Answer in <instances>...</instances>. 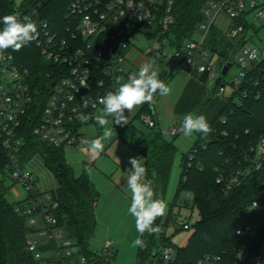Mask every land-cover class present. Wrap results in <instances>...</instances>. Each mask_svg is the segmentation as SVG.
Returning <instances> with one entry per match:
<instances>
[{
  "label": "built area",
  "instance_id": "1",
  "mask_svg": "<svg viewBox=\"0 0 264 264\" xmlns=\"http://www.w3.org/2000/svg\"><path fill=\"white\" fill-rule=\"evenodd\" d=\"M23 1H16L14 15L21 19L30 17L37 23L38 35L30 43L53 66L50 76L54 81L44 108L41 111L35 109L32 74L22 64L19 51L8 49L0 59V141L13 164L11 182L22 187L27 194L14 210L35 230L27 240V248L37 264H112L111 242L103 251L98 250L100 255L92 253L88 256L67 237L58 220L59 204L55 190L48 191L39 186L38 179L29 169L33 160L21 164V150L25 144L24 118L32 113V118L37 121L34 136L53 147H86L88 141L81 130L89 119L82 122L79 117L81 114L94 117L97 110L103 109L99 98L109 91L114 92L118 87L117 81L127 82L130 74L138 73L142 65L137 68L130 64L133 52L143 56L159 75L164 70L169 75L184 73L199 79L215 95L224 97L227 83L222 71L227 65H222L221 57L206 47L207 38L220 17L228 21L223 30L232 40L245 33V27L238 23L240 20L254 25L248 20L250 13L264 27V0L209 1L203 9L197 37L185 41L180 50L173 46L170 35L175 23V0H70L65 25L49 21L42 4L26 6ZM253 33H257L256 28ZM133 38L146 39L149 47L144 51L132 48ZM236 58L239 73L230 81L233 91L242 87L249 71L264 62V49L261 51L255 43L249 42ZM127 64L132 67L127 69ZM219 77L222 80L217 85ZM243 95L246 97L247 94ZM140 120L147 127H154L155 109L142 114ZM178 129H169L165 134L179 136ZM251 153L256 169H260L264 160V137L251 148ZM192 158L191 155L190 160ZM239 183V179L234 177L228 181L227 187L231 189ZM250 211L258 216V220L237 230L236 234L244 238V242L235 250L229 264H264V241L257 256L245 254L249 243L264 225V208L258 199L252 203ZM39 223L41 229H37ZM169 226L176 232L192 229L190 222L178 218L172 219ZM165 238H169L166 232L157 235L156 244L143 264H175L178 249L172 243L167 244ZM224 263V256L215 261L208 255L196 264Z\"/></svg>",
  "mask_w": 264,
  "mask_h": 264
},
{
  "label": "trees",
  "instance_id": "2",
  "mask_svg": "<svg viewBox=\"0 0 264 264\" xmlns=\"http://www.w3.org/2000/svg\"><path fill=\"white\" fill-rule=\"evenodd\" d=\"M69 1L24 0L23 5L40 3L49 21L65 25ZM209 1L175 0V23L170 35L173 37V46L178 50L185 41L195 38L203 18V9ZM16 4V0H0L1 17L15 14ZM238 23L245 27V33L240 38L228 39L224 30L215 25L206 41V47L218 54L222 59L221 64L229 65L230 69L241 48L253 42L256 34L253 33L256 28L253 24L246 20ZM18 56L32 74L35 109L41 111L54 81L50 76L54 68L43 59L32 43L22 47ZM170 78L165 70L159 75V79L166 85ZM212 93L209 90L203 91L193 114H201L202 106L210 100ZM159 97L157 93L153 103L143 104L136 118L140 119L142 114L150 113ZM32 117L31 113L24 118L25 144L21 150V164L25 165L37 156L42 158L45 168L57 182L55 199L59 204L57 215L60 226L64 228L67 237L79 245L84 254L90 256L92 253L88 251V245L96 232L95 208L100 194L86 170L76 176L65 158L64 148L53 147L34 136L37 121ZM93 121L94 117L91 116L88 123ZM210 126L212 132L207 136L198 133L189 153L183 156V169L174 205L183 195H192L200 220L192 225L194 233L187 246L178 249L175 264H196L208 255L215 261L217 257L224 256V264L231 263L235 250L244 242V238L236 234L237 230L258 220V216L250 211V206L264 191V160L260 169H256L251 148L257 146L264 137V62L248 72L242 87L226 99L224 108L211 121ZM137 151L147 169L144 179L151 183L154 198L165 202L178 150L166 138L157 120L155 126L149 128V133L144 136ZM191 155L193 158L190 160ZM12 171L13 164L0 141V264H37L27 248V240L35 230L28 225L26 218L15 212L18 202L10 203L7 199L6 182L10 180ZM234 177L240 183L228 189L227 183ZM220 178L222 182L219 183ZM172 208L168 217H159L155 221L160 226L158 233L143 234L144 246L139 247L137 264L144 263L156 244L157 235L164 234L169 228ZM263 241L264 225L249 243L250 247L245 254L257 256ZM165 242L171 244V239L165 238Z\"/></svg>",
  "mask_w": 264,
  "mask_h": 264
},
{
  "label": "rangeland",
  "instance_id": "3",
  "mask_svg": "<svg viewBox=\"0 0 264 264\" xmlns=\"http://www.w3.org/2000/svg\"><path fill=\"white\" fill-rule=\"evenodd\" d=\"M16 1L21 2V0ZM248 20L251 23L254 22V26L257 29L253 43L262 51L264 49L263 23L255 21L253 13H250ZM217 24L222 29H225L228 21L220 17ZM131 44L132 48L141 51L149 47V42L144 38H133ZM138 54V52L131 54L129 59L131 65L138 68L141 64L149 63L143 56ZM130 64L126 65L127 69L132 67ZM238 73L237 58H234L232 68L225 75L227 83L225 96L220 97L212 93L210 100L204 104L205 106L203 105L204 107L202 106L200 115H204L209 124L219 115L226 104V99L233 93L230 81ZM187 84L188 78L186 75L178 73L174 77L171 76L170 82L167 85L170 87L171 93L167 96H160L157 99L154 108H156L155 111L159 116L163 132L172 128H180L184 115L192 113L197 106L199 100H196L194 106L192 104V108L186 103V101H189V93L183 97L184 88H186ZM202 90L208 91V88L203 87ZM180 102L181 104H179ZM141 108L142 105L135 108L131 113H128L127 110L125 111V115L128 116V124L120 125L115 122L112 123V119L108 118L109 123L106 127L112 130V137L110 140L105 141L104 151L98 155L93 156L91 154L89 142L101 137L105 130L95 120V117L102 113V109L94 113L93 122L82 127L81 132L83 137L88 141L86 147L81 149H64L65 158L73 168L76 176L82 175L86 170L100 194L95 208L96 232L89 241L88 251L91 253H95L96 250L103 251L105 245L111 242L113 244L110 250L113 253V257L110 258L112 264H137L138 262L139 247L134 246L133 241L138 237L142 239V236L136 231L135 218L128 211L131 203V191L127 186V177L130 175L132 167L129 163V158H140L137 149L144 136L149 133V127L136 118ZM165 136L175 144L178 152L165 194L167 209L163 218L168 217L170 209L173 207L172 219L178 218L194 225L200 220V213L197 207L194 206L192 195H183L176 205H174V202L183 169V156L189 153L197 140L198 133H193L190 137H184L182 134L176 137L168 134H165ZM29 169L33 171L35 177L38 179L39 186L48 191L55 190L57 186L55 177L45 168L40 156L33 159ZM143 182L149 183L145 179ZM6 186L8 187L7 199L10 203H17L26 198L27 194L22 187L13 185L10 180H7ZM258 203L264 208V191L258 198ZM37 229H41V223L38 224ZM193 233V229L176 232L172 226H169L166 236L179 249L187 246ZM40 241H45V239H41Z\"/></svg>",
  "mask_w": 264,
  "mask_h": 264
},
{
  "label": "clouds",
  "instance_id": "4",
  "mask_svg": "<svg viewBox=\"0 0 264 264\" xmlns=\"http://www.w3.org/2000/svg\"><path fill=\"white\" fill-rule=\"evenodd\" d=\"M3 27L0 28V59L4 58V53L8 49L19 51L22 47L36 39L38 35L37 23L30 17L21 19L17 15H5L0 18ZM116 90L109 91L99 98V103L103 105L102 113L95 117L96 122L105 130L101 137L89 142V151L93 156L104 151L105 141L112 137V130L106 126L109 123L128 124V116L125 111L131 113L135 108L145 104L153 103L157 93L160 96H167L171 93L162 80L159 73L150 63L143 64L138 73L130 74L127 82L117 81ZM85 103H87L85 101ZM80 120L86 122L90 117L86 114L80 115ZM184 137H190L193 133L207 136L212 132V128L204 115L187 113L184 115L181 126L178 129ZM131 173L127 177V186L131 191V203L128 208L131 216L135 218L136 231L143 236L147 233H158L160 226L155 224L159 217L166 213L167 204L164 200L154 198L155 193L150 183H144L147 169L141 158H129ZM134 246L143 247L144 241L137 238L133 241ZM218 259V257H217Z\"/></svg>",
  "mask_w": 264,
  "mask_h": 264
},
{
  "label": "crops",
  "instance_id": "5",
  "mask_svg": "<svg viewBox=\"0 0 264 264\" xmlns=\"http://www.w3.org/2000/svg\"><path fill=\"white\" fill-rule=\"evenodd\" d=\"M141 65H143V64H141ZM177 74H178V72H175L174 74L170 75V77L171 76L174 77ZM182 74L186 75L184 73H182ZM186 77L188 78V84L186 85V88H184L185 90L183 92V97H184L185 94L189 93V101H186V103H188V106H191V108H192L196 104V100L200 99V97H201V95L203 93L202 88L206 87V85L203 82H201L199 79H197V78H192V77H189L188 75H186ZM163 98H162V100H163ZM164 100H165V98H164ZM180 101L182 102V100H180ZM181 102L179 104H181ZM183 104H184V102H183ZM192 104H193V106H192ZM154 107H155V105H154ZM154 109L156 110V108H154ZM184 110H185V108H184ZM155 114H156L157 123L159 124V127L162 130V127H161L160 122H159V116L157 115L156 111H155ZM165 132H163V133L165 134ZM56 188H57V186H56Z\"/></svg>",
  "mask_w": 264,
  "mask_h": 264
},
{
  "label": "water",
  "instance_id": "6",
  "mask_svg": "<svg viewBox=\"0 0 264 264\" xmlns=\"http://www.w3.org/2000/svg\"><path fill=\"white\" fill-rule=\"evenodd\" d=\"M229 68H230L229 65H227V66L224 67V69H223V71H222V75H223V76H225V75L228 73ZM221 80H222V77H219V78L217 79V81H216V84H217V85L220 84ZM95 253L98 254V255H100V252H99L98 250H96Z\"/></svg>",
  "mask_w": 264,
  "mask_h": 264
}]
</instances>
